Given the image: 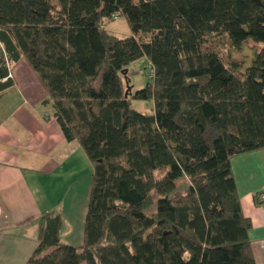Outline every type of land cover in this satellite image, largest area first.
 I'll return each mask as SVG.
<instances>
[{
  "label": "trees",
  "instance_id": "trees-1",
  "mask_svg": "<svg viewBox=\"0 0 264 264\" xmlns=\"http://www.w3.org/2000/svg\"><path fill=\"white\" fill-rule=\"evenodd\" d=\"M0 46V91L25 58L93 167L82 245L47 214L27 264H256L230 161L264 149V0H0ZM141 58L152 81L125 97Z\"/></svg>",
  "mask_w": 264,
  "mask_h": 264
},
{
  "label": "crops",
  "instance_id": "crops-1",
  "mask_svg": "<svg viewBox=\"0 0 264 264\" xmlns=\"http://www.w3.org/2000/svg\"><path fill=\"white\" fill-rule=\"evenodd\" d=\"M8 77L12 85L0 91V264H27L47 214L59 217V244L82 245L93 167L76 141L64 139L29 64H10ZM230 164L251 221L255 263L264 264V149L234 156Z\"/></svg>",
  "mask_w": 264,
  "mask_h": 264
},
{
  "label": "rangeland",
  "instance_id": "rangeland-1",
  "mask_svg": "<svg viewBox=\"0 0 264 264\" xmlns=\"http://www.w3.org/2000/svg\"><path fill=\"white\" fill-rule=\"evenodd\" d=\"M105 27L110 33L116 35L117 37H126L130 34L129 26L126 22V19L123 16H118L115 19L107 21L105 23ZM254 46L255 45H253V43L248 42L239 51H232L228 49V47L226 46L225 40H223L219 44V51L225 57H226V54H228V56L232 59H238V60L243 61L244 67H247L251 64V61L254 57L253 56ZM21 59L24 62H26V64H29L25 58H21ZM147 65H148V62L146 58H141L131 63L127 67L126 69L127 72H126V76L124 80H125L126 86L130 89V95L133 94L135 91L144 88L146 84L152 81V78L149 77V70L147 68ZM130 107L136 111H139L145 114H152L154 105H153L152 100H137V99L130 98ZM178 184L183 186V184L185 183L181 181ZM25 231L30 232L31 227L26 230L22 228L15 233H9V237H12L13 235H16V234L18 235L23 234Z\"/></svg>",
  "mask_w": 264,
  "mask_h": 264
},
{
  "label": "water",
  "instance_id": "water-1",
  "mask_svg": "<svg viewBox=\"0 0 264 264\" xmlns=\"http://www.w3.org/2000/svg\"><path fill=\"white\" fill-rule=\"evenodd\" d=\"M126 72H127L126 69L123 70L124 77L126 76ZM129 94H130V89L126 86V90H125L124 96L127 97Z\"/></svg>",
  "mask_w": 264,
  "mask_h": 264
}]
</instances>
